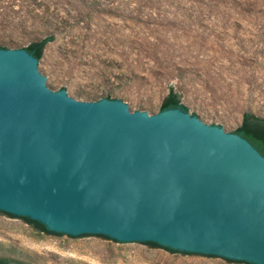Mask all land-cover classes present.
Segmentation results:
<instances>
[{"label":"water","instance_id":"1","mask_svg":"<svg viewBox=\"0 0 264 264\" xmlns=\"http://www.w3.org/2000/svg\"><path fill=\"white\" fill-rule=\"evenodd\" d=\"M38 62L0 49V212L264 264V157L246 139L180 109L53 92Z\"/></svg>","mask_w":264,"mask_h":264},{"label":"rangeland","instance_id":"2","mask_svg":"<svg viewBox=\"0 0 264 264\" xmlns=\"http://www.w3.org/2000/svg\"><path fill=\"white\" fill-rule=\"evenodd\" d=\"M51 38L53 92L151 115L173 88L193 116L232 133L264 117V0H0V45ZM0 247L32 264H244L141 242L72 239L0 212Z\"/></svg>","mask_w":264,"mask_h":264},{"label":"trees","instance_id":"3","mask_svg":"<svg viewBox=\"0 0 264 264\" xmlns=\"http://www.w3.org/2000/svg\"><path fill=\"white\" fill-rule=\"evenodd\" d=\"M52 41L53 40L51 38L36 40L31 42L24 49L27 50L31 55H33L36 59H38V61H40L43 58L46 46ZM0 49H8V48L0 45ZM107 98L111 99L110 95H108ZM170 109H180L186 113H189L187 106H185L182 103V97L173 88L170 89L168 95L163 100L160 106V112ZM232 133L237 134L242 138L246 139L264 157V117H260L255 115L254 113L247 112L243 115L241 125ZM21 218L40 233H44L47 235H54V236L64 235L49 231L45 225H43L38 221H33L27 217H21ZM98 236L111 240L106 236H102V235H98ZM70 237H74V236H70ZM145 244L150 246L151 248H163L172 253L187 254V252H181V251L173 250L171 248L162 247L154 242H147ZM239 263L251 264L247 262H239ZM0 264H32V263H30L29 260L20 258L18 256V252L16 254L15 252H13V250H5L4 247H0Z\"/></svg>","mask_w":264,"mask_h":264}]
</instances>
